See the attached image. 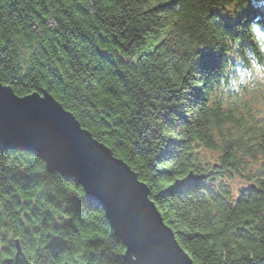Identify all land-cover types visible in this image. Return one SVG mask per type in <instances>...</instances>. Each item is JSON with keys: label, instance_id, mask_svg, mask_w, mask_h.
I'll use <instances>...</instances> for the list:
<instances>
[{"label": "trees", "instance_id": "trees-1", "mask_svg": "<svg viewBox=\"0 0 264 264\" xmlns=\"http://www.w3.org/2000/svg\"><path fill=\"white\" fill-rule=\"evenodd\" d=\"M253 22L264 0H0V83L46 90L123 159L194 264H264V91L220 88ZM123 250L81 187L0 151V264Z\"/></svg>", "mask_w": 264, "mask_h": 264}, {"label": "water", "instance_id": "water-1", "mask_svg": "<svg viewBox=\"0 0 264 264\" xmlns=\"http://www.w3.org/2000/svg\"><path fill=\"white\" fill-rule=\"evenodd\" d=\"M25 150L81 185L127 248L125 264H192L148 197V187L45 90L16 95L0 83V151Z\"/></svg>", "mask_w": 264, "mask_h": 264}, {"label": "clouds", "instance_id": "clouds-1", "mask_svg": "<svg viewBox=\"0 0 264 264\" xmlns=\"http://www.w3.org/2000/svg\"><path fill=\"white\" fill-rule=\"evenodd\" d=\"M260 18L257 17V21ZM248 33L253 41L252 47L239 51V44H233V62L235 67L223 69L226 78L220 81V88L235 96L245 92L264 91V27L253 22L248 26Z\"/></svg>", "mask_w": 264, "mask_h": 264}, {"label": "rangeland", "instance_id": "rangeland-1", "mask_svg": "<svg viewBox=\"0 0 264 264\" xmlns=\"http://www.w3.org/2000/svg\"><path fill=\"white\" fill-rule=\"evenodd\" d=\"M40 91H42V90H40ZM40 91H37V92H39L40 93ZM46 91V90H45ZM47 92V91H46ZM48 93V92H47ZM48 94H50V93H48ZM17 95V94H16ZM51 95V94H50ZM52 96V95H51ZM53 97V96H52ZM54 98V97H53ZM55 99V98H54ZM56 100V99H55ZM57 101V100H56ZM58 102V101H57ZM59 104H60V102H58ZM61 105V104H60ZM61 107L64 109V110H66L62 105H61ZM66 111H68V110H66ZM69 112V111H68ZM71 113V112H70ZM72 114V113H71ZM73 115V114H72ZM77 120V119H76ZM79 123V122H78ZM80 124V123H79ZM81 126V125H80ZM82 127V126H81ZM83 128V127H82ZM85 129V128H84ZM87 130V129H86ZM88 131V130H87ZM90 133V132H89ZM91 134V133H90ZM93 137V136H92ZM94 138V137H93ZM97 140V139H96ZM98 141V140H97ZM100 142V141H99ZM103 144V143H102ZM104 145V144H103ZM107 147V146H106ZM18 151H23V150H18ZM112 153V152H111ZM112 155H113V153H112ZM113 157H116V158H119V157H117V156H115V155H113ZM122 161H124L123 159H121ZM125 162V161H124ZM126 163V162H125ZM45 164V163H44ZM127 164V163H126ZM128 165V164H127ZM46 168V167H45ZM130 168V167H129ZM48 172H50L48 169H46ZM130 170H132L131 168H130ZM51 173H53V172H51ZM54 174H56V175H58L57 173H54ZM59 176V175H58ZM137 176V175H136ZM62 178V177H61ZM63 179V178H62ZM137 179H138V177H137ZM63 180H65V181H72L73 183H74V185L75 186H78V187H81L82 188V186L81 185H76L75 184V182L73 181V179H68V180H66V179H63ZM139 180V179H138ZM140 181V180H139ZM147 186V185H146ZM82 190H83V188H82ZM84 192V191H83ZM148 197H149V190H148ZM88 199V198H87ZM149 199L150 200H152L150 197H149ZM95 202V201H94ZM96 203V202H95ZM101 209H102V207L98 204V203H96ZM156 207V206H155ZM103 210V209H102ZM159 212V211H158ZM104 217H105V219H106V221L108 222V224L110 225V227L112 228V230H113V233L115 232V230H114V227L111 225V223L109 222V220L106 218V216H105V214H104ZM163 220V219H162ZM164 222V221H163ZM172 231V230H171ZM115 237H117L118 239H119V241L122 243V245H123V247H124V250H123V252L125 251V249L127 248V246H126V244H124V241L122 240V238H120V236L119 235H114ZM176 240V239H175ZM177 242V241H176ZM178 243V242H177ZM179 245V244H178ZM15 246H17V247H19V245H18V243H15ZM180 246V245H179ZM181 247V246H180ZM181 249H182V247H181ZM183 250V249H182ZM184 251V250H183ZM185 252V251H184ZM186 253V252H185ZM16 254L17 255H19V254H21V252H20V250L18 251V249L16 248ZM187 254V253H186ZM122 255H123V253H122ZM187 256H188V258L192 261V259L189 257V255L187 254ZM122 260H123V264H125L124 263V259H123V256H122ZM27 264H31L30 262H27ZM192 264H194L193 263V261H192Z\"/></svg>", "mask_w": 264, "mask_h": 264}, {"label": "bare ground", "instance_id": "bare-ground-1", "mask_svg": "<svg viewBox=\"0 0 264 264\" xmlns=\"http://www.w3.org/2000/svg\"><path fill=\"white\" fill-rule=\"evenodd\" d=\"M12 89V88H11ZM13 91V90H12ZM7 151H9V150H6V151H3V152H7ZM15 151H18V150H15ZM23 151H25V150H23ZM31 153V152H30ZM33 154V153H32ZM35 155V154H34ZM37 156V155H36ZM38 157V156H37ZM40 158V157H39ZM41 159V158H40ZM255 177H257V178H259V177H262V176H255ZM84 195H85V193H84ZM85 197H86V195H85ZM87 198V197H86ZM89 200V199H88ZM91 201V200H90ZM94 202V201H93ZM104 212V211H103ZM105 213V212H104ZM159 215H160V212H159ZM161 216V215H160ZM162 218V217H161ZM16 248L18 249V251L20 250V247H17L16 246Z\"/></svg>", "mask_w": 264, "mask_h": 264}]
</instances>
